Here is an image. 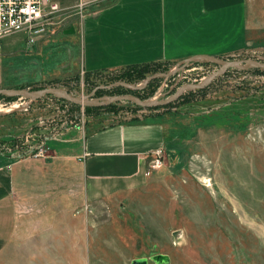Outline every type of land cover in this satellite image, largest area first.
Masks as SVG:
<instances>
[{
    "label": "rangeland",
    "instance_id": "obj_1",
    "mask_svg": "<svg viewBox=\"0 0 264 264\" xmlns=\"http://www.w3.org/2000/svg\"><path fill=\"white\" fill-rule=\"evenodd\" d=\"M77 17L66 16L33 45L20 34L5 38L18 52L8 76L17 69L13 79L22 82L9 77L1 88L58 86L81 101L173 100L152 107L120 99L110 109L59 92L36 99L0 93V161L26 158L12 264H264V70L235 63L264 61V30L229 55L87 71L78 39L62 32ZM145 117L163 121L165 157L126 186L90 196L76 158L45 161L73 130ZM63 222L73 234L59 240L54 229Z\"/></svg>",
    "mask_w": 264,
    "mask_h": 264
},
{
    "label": "crops",
    "instance_id": "obj_2",
    "mask_svg": "<svg viewBox=\"0 0 264 264\" xmlns=\"http://www.w3.org/2000/svg\"><path fill=\"white\" fill-rule=\"evenodd\" d=\"M57 1L63 6L88 2L83 16L62 30L78 39L81 67L87 71L160 60L179 62L191 56L229 55L242 51L254 34L264 30L261 0ZM56 28L50 34L56 32ZM8 45L10 41L2 42L0 50V88L8 84V60L18 53L14 50L16 47L9 49ZM29 48H26L28 53ZM16 72L17 69L10 70L12 79ZM18 81L20 79H13L11 84ZM72 135L69 141L58 138L44 155L45 161L58 163L76 158L90 196L116 190L139 179L152 152L166 149L165 125L160 118L88 126L85 131L73 130ZM25 162L26 158L0 161V259L4 258V264H12L7 255L19 221L17 190L22 183L20 168ZM54 230L60 232L56 235L59 240L73 234L66 222L57 224Z\"/></svg>",
    "mask_w": 264,
    "mask_h": 264
},
{
    "label": "built area",
    "instance_id": "obj_3",
    "mask_svg": "<svg viewBox=\"0 0 264 264\" xmlns=\"http://www.w3.org/2000/svg\"><path fill=\"white\" fill-rule=\"evenodd\" d=\"M87 5V1L63 6L57 0H0V50L2 40L13 34L23 35L28 45L35 44L71 13L83 16ZM152 154L149 166L159 167L165 157L164 149H156Z\"/></svg>",
    "mask_w": 264,
    "mask_h": 264
},
{
    "label": "water",
    "instance_id": "obj_4",
    "mask_svg": "<svg viewBox=\"0 0 264 264\" xmlns=\"http://www.w3.org/2000/svg\"><path fill=\"white\" fill-rule=\"evenodd\" d=\"M72 29V27L70 28ZM233 63V62H230V63H227L226 67L227 66H230V64ZM235 63H241V64H244V63H247L249 64L250 66L252 67H263L264 68V61H257V60H254V59H249V58H244L242 60H237ZM218 73V72H216ZM215 74H211L206 81L204 82H201V83H197V84H194L195 87L197 88H201V86H204L206 84H208L212 78L216 75ZM56 92H59L63 97L67 98L69 101H73V102H76L78 104H82L85 106L86 105H94V106H100V105H104V104H109V103H112L116 100H120V99H126V100H129V99H134L136 100V102L140 105V106H154V105H158V103H164V102H168V101H172L173 99L169 98L167 100H160L158 102H155V101H148L146 99H143V100H140L138 98H136L135 96H132V95H114L112 98H108V99H102L100 101H88V100H85V101H81L79 100L78 98H75L73 97L71 94L69 95V93L62 87H58V86H52V87H48V88H43L41 90H25V89H21V88H0V93L1 94H5V95H12V94H15V95H18L20 97H23L25 99H36V98H39L41 97L42 95L44 94H47V93H56Z\"/></svg>",
    "mask_w": 264,
    "mask_h": 264
},
{
    "label": "trees",
    "instance_id": "obj_5",
    "mask_svg": "<svg viewBox=\"0 0 264 264\" xmlns=\"http://www.w3.org/2000/svg\"><path fill=\"white\" fill-rule=\"evenodd\" d=\"M133 66H135V65H131V67H133ZM263 67H259V68H257V67H253V69L254 70H257V71H259V70H264V68L262 69ZM21 87H24V86H21ZM87 106H89V107H95V108H100V107H106V108H115V106H116V103H109V104H104V105H98V106H94V105H87ZM153 107V106H152Z\"/></svg>",
    "mask_w": 264,
    "mask_h": 264
}]
</instances>
